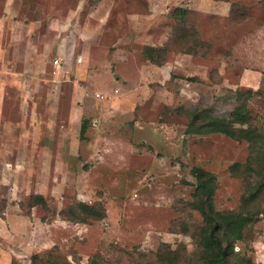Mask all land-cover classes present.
I'll return each mask as SVG.
<instances>
[{
    "label": "rangeland",
    "instance_id": "374dc122",
    "mask_svg": "<svg viewBox=\"0 0 264 264\" xmlns=\"http://www.w3.org/2000/svg\"><path fill=\"white\" fill-rule=\"evenodd\" d=\"M194 110H239L264 140V0H0V264H138L163 243L194 264L195 167L217 210L254 214L234 251L264 264V193L243 200L264 161L189 135ZM78 203L105 217L62 215Z\"/></svg>",
    "mask_w": 264,
    "mask_h": 264
},
{
    "label": "trees",
    "instance_id": "16d2710c",
    "mask_svg": "<svg viewBox=\"0 0 264 264\" xmlns=\"http://www.w3.org/2000/svg\"><path fill=\"white\" fill-rule=\"evenodd\" d=\"M183 19L184 10H178ZM166 49L154 47L146 48V55L156 65H162L166 61ZM189 124L186 132L189 135H209L215 133L224 134L234 140H248L254 146L253 161H264V140H257L256 133L245 127L248 124L246 117L239 110H235L229 118H220L210 111L194 110L189 112ZM87 129L83 122L82 133ZM238 166L233 165L232 170L236 173ZM250 172L254 169L250 166ZM195 178V190L193 201L190 206L197 211L203 219L199 228L191 235L196 242L197 249L193 255L194 264H254L250 257L241 256L236 253L235 246L238 241L250 242L253 238V230L258 222L254 214L236 211H219L215 206V193L218 187L217 177L199 167L191 171ZM260 176L255 183L248 184V195L243 197L245 204L257 201L264 193V171L258 173ZM46 200L42 195H35L30 200V206L44 205ZM74 222L85 223L89 219H102L105 211L95 205L78 203L75 206L61 212ZM122 251V250H121ZM123 254L130 253L123 250ZM37 258V257H36ZM138 264H181L183 259L187 264L192 261L183 255L181 249H172L170 245L163 243L156 252L138 255ZM51 260H48V263ZM32 261L31 264H36ZM94 264L96 260L92 259ZM12 264H17L12 262ZM115 264H125L118 259Z\"/></svg>",
    "mask_w": 264,
    "mask_h": 264
},
{
    "label": "built area",
    "instance_id": "2783aa9c",
    "mask_svg": "<svg viewBox=\"0 0 264 264\" xmlns=\"http://www.w3.org/2000/svg\"><path fill=\"white\" fill-rule=\"evenodd\" d=\"M78 62H81V59L78 60ZM54 65L56 68H59L61 67V59L58 58L55 62H54ZM97 98H104L101 94H97Z\"/></svg>",
    "mask_w": 264,
    "mask_h": 264
}]
</instances>
